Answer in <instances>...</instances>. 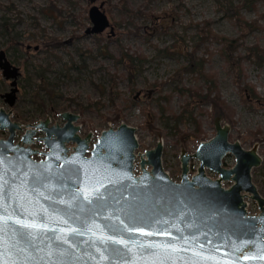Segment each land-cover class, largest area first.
<instances>
[{"label": "water", "instance_id": "1", "mask_svg": "<svg viewBox=\"0 0 264 264\" xmlns=\"http://www.w3.org/2000/svg\"><path fill=\"white\" fill-rule=\"evenodd\" d=\"M102 7L89 8L86 33L112 31ZM0 72L10 84L1 97L12 107L20 73L3 50ZM10 116L0 107L8 132L0 138V264H264V198L251 173L261 163L258 144L229 141L219 114L212 137L180 151L177 182L162 166L160 136L141 154L135 127L124 122L90 143L91 132L78 133L79 114L63 111L61 126H48V117L22 126ZM35 139L46 150L31 147ZM231 154L227 168L222 159ZM192 158L199 166L188 176Z\"/></svg>", "mask_w": 264, "mask_h": 264}, {"label": "rangeland", "instance_id": "2", "mask_svg": "<svg viewBox=\"0 0 264 264\" xmlns=\"http://www.w3.org/2000/svg\"><path fill=\"white\" fill-rule=\"evenodd\" d=\"M125 1L133 11L141 13L117 24L126 16L117 0H0V50L5 51L7 59L19 67L20 73L16 80L17 99L10 107L1 97L10 88L9 80H5L0 72V107L6 111L11 109L12 121L22 126L35 124L47 117L50 119L49 126H61L64 120L60 114L63 111L79 114L75 122L80 127L79 135L85 137L86 133L91 132L92 141L102 130L117 128L119 123L124 122L135 127L139 145L137 152L141 154L146 149H153L160 136L163 144L162 166L176 182L180 180V151L183 149L186 153H192L200 141L212 137L215 134L213 118L219 114L222 123L230 127L229 141L238 140L245 149L258 144L261 163L252 170V182L258 194L264 198V106L257 104L258 99L251 105L241 99L218 53L210 56L204 68L217 76L220 96L228 107L234 109L233 116L229 117L223 110L207 104L204 106L207 110L205 115L196 114L204 134L189 137V133L194 132L192 123H179V131L174 132L171 129L174 121L167 119V113L161 111V106L165 105L161 99L164 94L172 93L170 104L175 113L181 111L185 102V98L177 93L175 82L170 80L175 69L185 62L181 51L177 53L178 43L170 31L191 36L195 31L190 22H200L206 18L212 20V31L235 37L238 29L224 15L223 7L236 5L237 0H223L220 3L215 0ZM10 3L17 12L5 7ZM102 3V11L107 15L112 31L107 27L99 34L86 33L85 30L92 27L87 14L89 8ZM257 6L259 12L264 11L262 2ZM170 7H178L174 9L178 12L176 18L169 13ZM241 13L248 20L256 18L252 10L242 9ZM32 17H37L47 35L61 39L63 44L49 51L40 47ZM4 18L10 21L24 48L8 40L2 27ZM259 24V29L249 30L245 34V46L257 44L264 48V18L259 19ZM154 46L168 47L175 55L158 54ZM203 49L200 47L197 52L200 56L204 55ZM240 51L245 52L243 48ZM124 53L132 56L142 53L147 57L139 72L132 75V80L129 79L125 61L119 60ZM40 69L44 74L43 81L39 79ZM244 72L246 82L253 84L258 95L264 97V64L257 66L244 61ZM109 73L118 75L113 92L110 91ZM161 81L164 82L161 87L153 85V82ZM195 83L203 85L201 79L194 80L189 75H183L182 85ZM152 113L154 116H151ZM20 134L17 131L16 140ZM42 135L43 132L37 131L34 138ZM7 136V131L0 130V138ZM31 147L46 150L42 141L37 139ZM138 162L139 159H136V173L139 172ZM222 163L227 168L232 167L233 155H226ZM189 165V174H192L199 164L192 158ZM206 175L212 178L217 176L208 170ZM223 185L228 187L230 183L224 182ZM246 207L251 214L258 212V206L250 198H246Z\"/></svg>", "mask_w": 264, "mask_h": 264}, {"label": "trees", "instance_id": "3", "mask_svg": "<svg viewBox=\"0 0 264 264\" xmlns=\"http://www.w3.org/2000/svg\"><path fill=\"white\" fill-rule=\"evenodd\" d=\"M117 1L121 4V9L124 10L123 12H126V16L117 21V24L123 22L125 18L129 19L132 18V15L135 17L136 14L141 13L138 10L133 11L129 6H127V1ZM215 1L217 3L223 2V0ZM259 2H262L264 5V0H237L236 5L228 4L223 7L224 15L231 19L236 29H238V34L235 37L229 35L225 36L217 33L216 31H212V20L206 18L200 22H190L189 25L193 26L195 31L191 36L186 33L179 35L177 32L170 31L171 36L178 43L177 53L181 51V54H183L185 58V62L181 64L180 67L175 69L170 76V80L175 82L177 93L185 98L181 111L175 113L172 109L170 104L172 100V93L164 94L161 97L165 103V105L163 104V106H161V111L162 113H167V119H172L174 121V125L171 127L174 132L179 131V123L186 124L187 122H190L194 125V132L193 134L189 133V135L184 133V135H188L189 137H193L194 134L195 136L197 134L203 135L204 131H202L201 122L196 118V114L205 115L207 110L204 106L207 104L223 110L229 117L233 116L234 109L228 107L223 98L220 96L219 87L217 86V76L214 72L204 68L205 62L208 61L213 53H218L221 57L222 62L227 68V72L231 75L233 84L237 87V91L241 96V99L248 105L255 103L254 100L258 99L257 104L264 106V97L258 95L253 84L246 82V73L244 72V61L255 63L257 66L264 64V48L259 47L257 44L245 46L244 43L245 34L249 30L259 29V19L264 18V11L259 12L258 10L257 5ZM5 7L9 11L17 12L16 7L11 3L5 5ZM175 8L178 7L169 8V13H171L174 18L178 16V12L174 10ZM242 9L252 10L256 15V18L250 20L246 19L241 13ZM16 17H18V15ZM18 18L20 19V17ZM32 20H34L33 23L36 30L35 35H38L40 38V41L38 42L40 47L49 51L60 47V45L63 44L61 39L46 34L45 28L40 26L37 21V17H32ZM2 27L5 30L8 40L13 45H20L21 48H24L23 43L19 42L17 39V33L12 28L10 21L4 18L2 21ZM187 38L189 39L188 42L190 44L187 42ZM215 44L217 46L213 47L212 45ZM200 47H204V55L202 56L197 53ZM154 48L158 54L163 53L167 56L175 55L174 51H170L168 47L158 48L157 46H154ZM241 48L245 51L244 53L240 51ZM124 57H120L119 60L125 61L128 68L129 79L132 80V75L135 72H139L142 68L141 65L147 60V57L142 53H138L134 56L124 53ZM41 70L42 69L39 71V79L43 81L44 74ZM183 75H189L193 77L194 80L201 79L203 81V85L199 83L188 86L182 85L181 81ZM117 76L118 75L115 73H109L108 79L110 80V91L112 92L116 87ZM163 83L164 82L162 81L153 82V85L161 87ZM151 116H154V113H152Z\"/></svg>", "mask_w": 264, "mask_h": 264}, {"label": "flooded vegetation", "instance_id": "4", "mask_svg": "<svg viewBox=\"0 0 264 264\" xmlns=\"http://www.w3.org/2000/svg\"><path fill=\"white\" fill-rule=\"evenodd\" d=\"M5 103V102H4ZM12 120V119H11ZM21 125V124H20ZM49 126V125H48ZM24 130H25V128L23 129V130H19L20 132H21V134H20V136L23 134V132H24ZM80 130V129H79ZM5 131H7V130H5ZM18 131V130H17ZM17 131H16V133H17ZM8 133V132H7ZM78 133H79V131H78ZM87 134V133H86ZM16 136V135H15ZM20 136L18 137V140H19V138H20ZM81 136V135H80ZM91 136H92V134H91ZM34 137V136H33ZM92 138H93V136H92ZM92 138H91V142L90 143H93L94 141H92ZM15 139V138H14ZM18 140H16L15 139V141H18ZM96 140V139H95ZM34 143V142H33ZM68 145H70V144H68ZM136 152H137V150H136ZM191 160V159H190ZM179 161H180V159H179ZM189 164H190V161H189ZM199 166V165H198ZM197 169V168H196ZM189 170H190V166H189ZM206 170H208L207 168L205 169V174H206ZM209 171V170H208ZM211 171V170H210ZM209 171V172H210ZM196 172V171H195ZM194 172V173H195ZM212 172V171H211ZM168 173V172H167ZM181 173V172H180ZM194 173H192V174H194ZM251 173H252V171H251ZM215 174V173H214ZM169 175V174H168ZM191 174H189V172H188V176H190ZM216 175V174H215ZM180 176V175H179ZM208 176V175H207ZM170 177V176H169ZM209 177V176H208ZM211 177V176H210ZM217 177V176H216ZM215 177V178H216ZM212 178V177H211ZM214 179V178H213ZM173 180V179H172ZM180 180H181V176H180ZM180 180H178V181H180ZM173 181H175V180H173ZM176 182V181H175ZM224 183V182H223ZM253 183V182H252ZM223 185V184H222ZM245 200H246V198H245ZM251 214V213H250Z\"/></svg>", "mask_w": 264, "mask_h": 264}]
</instances>
